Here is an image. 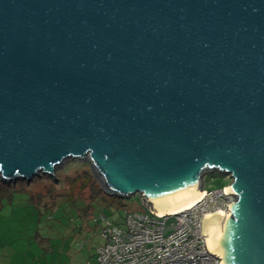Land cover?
<instances>
[{
	"label": "water",
	"instance_id": "95a60500",
	"mask_svg": "<svg viewBox=\"0 0 264 264\" xmlns=\"http://www.w3.org/2000/svg\"><path fill=\"white\" fill-rule=\"evenodd\" d=\"M86 158L159 215L230 176L203 243L264 264V0H0V180Z\"/></svg>",
	"mask_w": 264,
	"mask_h": 264
},
{
	"label": "rangeland",
	"instance_id": "374dc122",
	"mask_svg": "<svg viewBox=\"0 0 264 264\" xmlns=\"http://www.w3.org/2000/svg\"><path fill=\"white\" fill-rule=\"evenodd\" d=\"M86 159L64 161L55 175L58 174L60 178L70 175L74 178L82 173L80 170L87 168L84 165L87 163L97 187L108 197L120 198L106 191L94 175L88 158ZM59 170L64 171L59 173ZM46 176H36L27 185L24 183L26 180L18 181L32 196L47 192L58 196V193L70 188L67 183L59 184L48 180ZM82 180L77 182V186L81 187ZM230 182L221 173L212 171L205 174L204 187L207 191L220 190ZM5 189L0 184V264H96L97 249L104 244L101 233L106 223L101 217L106 216V221L124 229L127 213H148L141 203V196L137 194L130 198H120L114 204L110 203L112 198L109 201L98 198L93 216L87 219L80 218L68 203L60 201L54 211H49L53 217L49 220L47 214L43 215L35 208L29 193H8ZM171 222L173 219L169 221V225ZM37 229L43 237L51 240H44V244H41L37 238Z\"/></svg>",
	"mask_w": 264,
	"mask_h": 264
},
{
	"label": "built area",
	"instance_id": "2783aa9c",
	"mask_svg": "<svg viewBox=\"0 0 264 264\" xmlns=\"http://www.w3.org/2000/svg\"><path fill=\"white\" fill-rule=\"evenodd\" d=\"M225 180L231 181L230 176ZM226 188L207 191L203 182L205 198L195 208L173 215L153 213L141 200L148 213H127L124 229L101 217L106 223L101 233L104 244L96 264H219L205 248L201 221L210 214L227 213L233 197Z\"/></svg>",
	"mask_w": 264,
	"mask_h": 264
},
{
	"label": "trees",
	"instance_id": "16d2710c",
	"mask_svg": "<svg viewBox=\"0 0 264 264\" xmlns=\"http://www.w3.org/2000/svg\"><path fill=\"white\" fill-rule=\"evenodd\" d=\"M80 163L83 164L84 162H80ZM84 165L87 168L80 170L82 171V173L78 174V176H75L74 178L70 175L68 176L63 175L64 178L63 177L60 178L58 174H56L54 177L46 176L48 180H51L53 182L56 181L59 184L67 183L70 186V188L67 191L58 193V196H55L52 192H47L46 194H38L36 196H32L29 192L26 191V188H24V186H21L22 184L19 181L7 183L0 180V184H2L6 188L5 192L8 193L14 191L16 192L26 191L27 193H29L31 200L34 203L33 205H35V208H38L43 215L47 214L49 220L53 219L52 213H49V211L50 212L54 211V209L57 208V205L60 201L68 203L72 209L78 212L80 218L87 219L93 216L92 214L96 209L95 203L98 198L104 201H109V198H112V201L110 202L111 204L118 202L120 198H115L114 196L108 197L109 195L107 196V194L102 192L101 189L97 187V184L94 181L92 174H90V172L88 171V164L85 163ZM60 171L62 172L64 170H59V173ZM80 179H83L80 184L81 187L77 186V182ZM27 182L28 181H25L24 183H26L27 185ZM36 234L41 244H44V240L47 241L51 240L50 238L43 237L38 232V229ZM98 249L95 255L96 260L98 257ZM88 264H90V262H88Z\"/></svg>",
	"mask_w": 264,
	"mask_h": 264
},
{
	"label": "bare ground",
	"instance_id": "6f19581e",
	"mask_svg": "<svg viewBox=\"0 0 264 264\" xmlns=\"http://www.w3.org/2000/svg\"><path fill=\"white\" fill-rule=\"evenodd\" d=\"M226 192H227V188H226ZM204 198H205V194L203 193L202 197L199 198L198 200H196L195 202H193V203H191V204H189V205H187V206H185V207H182V208H180V209H178V210H176V211H173V212H171V213L161 214L160 216L178 214V213L184 212V211H186V210L193 209V208H195V207H196V206H197V205H198V204H199ZM221 213L224 214V218H225V217H226V214H225L224 212H221ZM207 216H209V215H207ZM224 218H223V220H224ZM222 222H223V221H222ZM221 226H222V223H221ZM207 237H208V235H207Z\"/></svg>",
	"mask_w": 264,
	"mask_h": 264
}]
</instances>
